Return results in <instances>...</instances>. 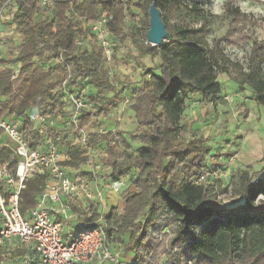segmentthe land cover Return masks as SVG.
<instances>
[{
    "label": "trees",
    "instance_id": "1",
    "mask_svg": "<svg viewBox=\"0 0 264 264\" xmlns=\"http://www.w3.org/2000/svg\"><path fill=\"white\" fill-rule=\"evenodd\" d=\"M5 1L0 0V7ZM152 3L168 33L159 45L146 42L148 8ZM135 7H143L146 14L140 24ZM10 8L21 40L17 53L12 54V64L1 68L0 61V117H21L25 128L35 110L49 112L61 123L67 120V98L61 88L67 75L73 91L93 104L79 117L80 128L91 125L118 93L104 68L102 49L91 40L76 45L88 32H82L75 15L92 20L101 12L111 13L108 26L117 42L130 40L136 47L137 59L144 55L160 58L156 69L148 70V77H143L142 88L129 105L136 127L128 133V139L124 132L116 135L113 129L98 130L88 134L86 149H82L71 145L67 133L62 136L63 166L79 167L87 161V149L104 146L103 164L114 179L134 172L132 184L137 192L125 195L121 212L115 206L107 209L110 221L105 229L106 243L112 234L117 242L128 234L123 250L134 255L130 264H154L155 250L147 241L148 230L164 228L166 225L158 224L157 217L169 215L176 224L172 244L182 243L170 264H264V174L252 179L247 171H237L232 183L240 201L224 205L220 193L203 177V138H189L183 144L177 141L186 100L196 94L216 98L221 93L217 73L226 72V59L217 43L210 45L206 40L216 16L203 14L191 0H57L48 10L32 0H12ZM184 10L197 16L196 26L171 25L170 16ZM61 51L69 61L67 68L56 59ZM259 62L264 63V57ZM237 81L248 84L256 103L264 108L261 67H252ZM129 139L141 144L134 152ZM0 156L4 158L6 154L1 152ZM81 175L92 177L86 170ZM43 181L44 176L37 175L26 182L19 198L22 213L36 204ZM259 196L263 197L261 207L255 203ZM96 215L95 209L91 216H84V229L90 228ZM141 248L147 251L145 259L138 258ZM20 252L16 250L12 255ZM3 254L0 248V264Z\"/></svg>",
    "mask_w": 264,
    "mask_h": 264
},
{
    "label": "rangeland",
    "instance_id": "2",
    "mask_svg": "<svg viewBox=\"0 0 264 264\" xmlns=\"http://www.w3.org/2000/svg\"><path fill=\"white\" fill-rule=\"evenodd\" d=\"M191 1L198 5L203 14L216 16L212 19L206 40L210 45L218 44L226 59V72L217 73V80L221 84V93L218 97L205 98L196 94L186 100L184 111L179 119L177 141L183 144L189 138H203L200 144L205 148L204 173L207 175L204 178L220 193L219 199L224 205H235L240 201L233 189L232 179L235 173L245 170L252 179L264 174V108L256 103L251 87L237 81L240 74L248 72L252 67L259 66L264 73V63L259 62L264 57V0ZM7 12L8 18L4 19L1 28L3 32V45L0 48L1 68L12 64V49L16 48L12 41L17 33L11 20L12 8H9ZM134 12L137 14L139 24L146 20L143 7H135ZM169 19L172 26L198 24L197 16L194 17L188 10L180 14L177 12ZM113 47L111 59L104 61V68L108 71V77L114 83L118 93L108 104H105L106 110L94 118L91 125L85 127V131L90 134L98 130L113 129L116 135L124 132L123 135L128 139V133L133 132L136 127L134 113L129 105L136 92L142 88L143 77H148V70L156 69L160 58L158 55L150 56V60H146L145 65L144 59L135 58L136 47L128 39L123 42L113 39ZM124 99H128V102L127 105L124 104L126 108L122 110L118 107V103H123ZM3 118L9 119L7 116ZM129 142L132 152L141 145L138 141L129 139ZM93 156L104 163L103 160L106 157L104 146L95 148ZM108 173L110 170L101 174V178L103 180L107 178ZM134 178L132 170L127 176L117 179L119 183L124 180L117 193L119 198L115 206L117 212H121L124 206L125 195L137 192L132 184ZM262 200L263 197L259 196L255 202L256 205L263 206ZM109 202L107 196V209L111 207ZM157 223L166 226L162 229L156 226L148 230L147 241L155 250L154 264H170L182 248V243L179 241L175 245L172 244L176 224L169 215L158 216ZM121 239L122 242H117L112 234L107 244L111 251H119L118 259L102 261L100 264L133 262L134 255L123 250L128 234ZM137 255L139 259H145L147 251L141 248ZM183 259L184 257L182 261ZM3 260L2 264H12L10 259Z\"/></svg>",
    "mask_w": 264,
    "mask_h": 264
},
{
    "label": "built area",
    "instance_id": "3",
    "mask_svg": "<svg viewBox=\"0 0 264 264\" xmlns=\"http://www.w3.org/2000/svg\"><path fill=\"white\" fill-rule=\"evenodd\" d=\"M32 1L48 10L57 0ZM11 4L12 0H7L0 7V48L3 45L2 23L8 18ZM75 17L82 32H88V36L77 40L76 45L79 47L91 40L102 49L105 60H110L114 36L108 25L112 14L101 12L92 20ZM12 51V54L17 53L16 48ZM56 59L64 68L69 67L65 51L59 52ZM61 88L67 98L68 111L63 123L55 121L49 112L36 110L29 115L28 128L23 118L16 115L7 116L9 119L0 117V153L6 154L4 158L0 156V248L4 250L1 264L3 259H10L12 264H100L118 259L119 251H111L106 243L105 229L109 223L106 198L108 194L118 193L122 183L109 173L104 180L101 178L109 167L93 156L94 149H87L84 166L62 165L65 133L71 145L86 149L88 134L85 128L78 127V119L93 104L73 91L69 75L61 82ZM127 102L125 99L123 104ZM85 170L92 177L81 175ZM37 175L44 176V181L39 185L36 204L22 213L20 192L28 179ZM95 209V219L90 228L84 229L82 217L91 216ZM22 246L26 252L9 253Z\"/></svg>",
    "mask_w": 264,
    "mask_h": 264
},
{
    "label": "water",
    "instance_id": "4",
    "mask_svg": "<svg viewBox=\"0 0 264 264\" xmlns=\"http://www.w3.org/2000/svg\"><path fill=\"white\" fill-rule=\"evenodd\" d=\"M149 27L146 32V41L151 45H159L167 37L165 24L161 19V15L154 3L148 8Z\"/></svg>",
    "mask_w": 264,
    "mask_h": 264
},
{
    "label": "crops",
    "instance_id": "5",
    "mask_svg": "<svg viewBox=\"0 0 264 264\" xmlns=\"http://www.w3.org/2000/svg\"><path fill=\"white\" fill-rule=\"evenodd\" d=\"M9 33V32H8ZM20 40H21V38H20V34L19 33H16L15 35H14V38L12 39V41H13V43L14 44H18L19 42H20ZM142 59H144V63H145V65H146V60H150V56H148V55H144V56H142L141 57ZM141 89V88H140ZM193 96V95H192ZM192 96H190L189 98H192ZM127 105V104H126ZM126 105H124L122 102H119L118 103V107H120V108H122V110H123V108L125 109L126 108ZM131 109V108H130ZM101 180H99V182H100ZM122 183H124V180H123V182ZM118 195H117V193H115V194H109L108 195V199H109V203H111V207H113V206H116V202H118V197H117ZM123 203H124V201H123ZM122 207V206H121ZM16 250H19V251H22V252H20V254H22V253H24V252H26V248H23V246L20 248H17V249H15V250H13V252L12 251H10L9 253L10 254H14V252L16 251Z\"/></svg>",
    "mask_w": 264,
    "mask_h": 264
}]
</instances>
